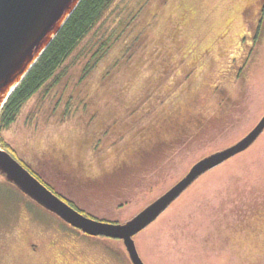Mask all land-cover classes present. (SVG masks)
<instances>
[{
  "label": "rangeland",
  "instance_id": "1",
  "mask_svg": "<svg viewBox=\"0 0 264 264\" xmlns=\"http://www.w3.org/2000/svg\"><path fill=\"white\" fill-rule=\"evenodd\" d=\"M263 11L264 0H114L102 33L91 32L74 53L100 40L98 54L78 65L57 105L48 98L37 106L41 91L3 129L9 152L94 218L129 219L264 113V39L248 46ZM233 109L232 122L211 125L177 158L161 150L155 164H143L154 140L193 133ZM126 163L147 169L120 176L119 195L112 181L100 197L84 188L128 171ZM24 225L40 236L35 251L19 246ZM134 240L146 264H264V130L201 174ZM0 264L132 263L120 239L81 232L0 174Z\"/></svg>",
  "mask_w": 264,
  "mask_h": 264
},
{
  "label": "water",
  "instance_id": "2",
  "mask_svg": "<svg viewBox=\"0 0 264 264\" xmlns=\"http://www.w3.org/2000/svg\"><path fill=\"white\" fill-rule=\"evenodd\" d=\"M80 0H0V111ZM264 130V113L235 142L194 161L171 186L124 221L87 215L64 200L0 145V174L71 226L92 236L120 239L132 264H146L134 235L168 207L201 174L248 148Z\"/></svg>",
  "mask_w": 264,
  "mask_h": 264
},
{
  "label": "trees",
  "instance_id": "3",
  "mask_svg": "<svg viewBox=\"0 0 264 264\" xmlns=\"http://www.w3.org/2000/svg\"><path fill=\"white\" fill-rule=\"evenodd\" d=\"M113 1L114 0H80L78 5L65 21L58 33L45 48L36 63L27 72L22 81L14 89V91L8 97L6 103L3 105L0 111L1 147L7 149L8 151L12 150L9 143L3 138L2 131L3 129L8 128L15 120L19 118L22 111L26 108L29 102L34 100L35 96L39 92L42 91L40 97L37 99V106H40L38 105V101L40 104L43 100L48 98H50L51 101L54 100V104H52V106L57 105L56 96L60 91H62L61 93L63 94L66 89L70 88L69 84L73 82L74 77L77 74L78 65L85 60L89 63V60L91 58L93 59V56L98 54V48L102 45L100 44V40L98 42L94 41L86 48V43H84L81 48L83 52L81 50L80 53L74 55L82 42L91 32L96 34L99 33L100 27L104 23L103 20L105 19L107 11ZM84 51H86L87 53L84 54ZM111 74L112 72H108L104 76L103 81L106 80ZM52 106L48 109V111H50V114L52 112ZM109 117L116 116L114 114H111ZM235 117L236 112L233 109L227 116H213L209 119L208 123L203 124V122L198 129H193V131H195L193 133L189 132L190 134H186L183 136L179 135L175 140H170V138L165 140H154L149 147L150 153H147L148 156H143L146 158L145 161H143V164L147 165L148 163H150L151 166L152 163L155 164V159L157 158V155L161 150L163 151L162 154H166L169 156V160L177 158V154L180 153V151H184L186 148L189 149L191 146H193L192 142H194V139H202L203 135L207 131L206 129L210 128L211 125H213L212 127H214L215 124L223 126L226 123L232 122ZM179 131L185 132L183 130ZM19 161L25 167H27L37 178H39L41 181H44V183L51 190L55 191V187L53 184L47 182L35 169H31L23 161ZM143 164L139 163L133 166V168H129L128 163H126V165H124L122 169L128 171L130 170L129 172L124 171V173L115 176L117 178H115L114 175L110 178H108L109 176H107L105 178L108 179H106L105 181H100L99 183L88 182V186L84 188L92 189L96 197H100L102 192L107 191L108 182L112 181V184L114 185L110 186L111 190L113 189L112 193L119 195L121 192V186L117 185L116 183H119V180H121L122 177L120 176H124L125 174H133V172H135L136 174L140 172L142 173L143 169H147L145 168L146 166H143ZM157 167V171L162 170V166L159 162L157 163ZM145 172L147 171L145 170ZM59 195L81 212L93 217L94 214L85 212L86 210L84 208H80L75 201L71 200L66 195L62 193ZM81 196H86V199H88V201H90L92 198L89 193L81 192Z\"/></svg>",
  "mask_w": 264,
  "mask_h": 264
},
{
  "label": "flooded vegetation",
  "instance_id": "4",
  "mask_svg": "<svg viewBox=\"0 0 264 264\" xmlns=\"http://www.w3.org/2000/svg\"><path fill=\"white\" fill-rule=\"evenodd\" d=\"M255 28H254V32L253 33H250L251 34V37H250V41L251 43L248 45L249 47H254L256 46V43L259 41V43L261 41H263L264 39V11L262 12V14L260 15V17L255 21ZM44 182V181H42ZM54 191V190H53ZM55 193H57L58 195L61 194L58 190L55 189L54 191ZM60 196V195H59ZM63 198V197H62ZM64 199V198H63ZM65 200V199H64ZM70 204V203H69ZM23 208H25V206L21 207V215H20V219H22V216H23V213H24V210ZM27 211V210H26ZM28 213V211H27ZM30 214V213H29ZM29 214H26L27 215V220L30 221L29 217L30 216ZM86 214V213H85ZM31 217V216H30ZM19 220H18V223H19ZM69 224V223H68ZM25 226V225H24ZM27 226V225H26ZM24 229H22L21 231L18 230V241H19V246H21L23 249H30L32 251H35L37 249V247L39 246V241L41 240L40 239V236L37 238L35 235H34V231L32 232L31 230H29V227H26ZM73 227V226H72ZM75 228V227H74ZM78 229V228H76ZM79 230V229H78ZM82 232V231H81ZM34 235V237H33ZM34 238L37 239V241H34Z\"/></svg>",
  "mask_w": 264,
  "mask_h": 264
}]
</instances>
